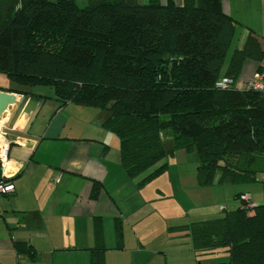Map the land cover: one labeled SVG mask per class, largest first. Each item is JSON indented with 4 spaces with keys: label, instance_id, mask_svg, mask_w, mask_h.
Wrapping results in <instances>:
<instances>
[{
    "label": "trees",
    "instance_id": "1",
    "mask_svg": "<svg viewBox=\"0 0 264 264\" xmlns=\"http://www.w3.org/2000/svg\"><path fill=\"white\" fill-rule=\"evenodd\" d=\"M235 25L222 0H89L85 7L76 0H0V71L21 85L52 88L62 102L104 110L103 125L118 135L131 177L185 149L198 154L200 186L215 185L218 176V183L258 182L264 93L216 86L223 76L237 81L247 60L264 58L252 33L225 65ZM221 210L186 225L194 247L226 248L228 259L212 264H264V202L253 215L242 200ZM100 257L96 251L95 264Z\"/></svg>",
    "mask_w": 264,
    "mask_h": 264
},
{
    "label": "crops",
    "instance_id": "2",
    "mask_svg": "<svg viewBox=\"0 0 264 264\" xmlns=\"http://www.w3.org/2000/svg\"><path fill=\"white\" fill-rule=\"evenodd\" d=\"M222 3L236 20L228 55L239 33L243 44L256 34L264 49V0ZM257 72L264 73V58L260 63L247 60L237 84ZM8 88L0 90L17 94L22 103L0 122L10 131L5 130L16 174L15 192L0 196V264H95L96 251L101 254L99 264L217 262L209 257L213 252L194 247L186 230L193 221L217 217L204 215L202 204H195L192 191L200 186L196 174L188 177L190 192L175 202L181 215H170L165 191L153 184L154 178L141 184L139 176L131 177L123 167L121 153L112 155L114 137L103 125L104 110L62 102L46 86L21 92ZM185 181L182 178V184Z\"/></svg>",
    "mask_w": 264,
    "mask_h": 264
},
{
    "label": "rangeland",
    "instance_id": "3",
    "mask_svg": "<svg viewBox=\"0 0 264 264\" xmlns=\"http://www.w3.org/2000/svg\"><path fill=\"white\" fill-rule=\"evenodd\" d=\"M142 2H147V0H140ZM78 6L85 7L88 5L89 0H76ZM240 33L238 34V44L236 46V43L232 45V48L230 50V53L228 55V62L230 60V57L233 53V50H235L236 47H243L245 44H243L242 41H240ZM240 41V42H239ZM242 42V43H241ZM0 87L8 88V87H16L21 89H27V88H33L32 86H26L21 85L18 83H15L11 80L9 75L6 72L0 71ZM49 88V87H47ZM4 119V116L0 118V122H2ZM4 124V121H3ZM1 123L0 127V140H3L4 138L2 135V126ZM6 130V129H4ZM7 132H10L8 129ZM112 132V131H111ZM114 137L113 140V150L112 155L119 156L120 155V139L118 135L114 132L111 133ZM169 147H173V144L170 143ZM115 153V154H114ZM111 155V156H112ZM197 160H198V154L196 152L189 153L185 149H177L172 155H170L169 158L163 159L159 161L157 164H155L153 167L139 175L140 179H143L146 175H148L151 171H153L158 166L162 165L165 162H169L167 165V170L161 175H158L156 178H154V183L158 185V188H162L165 191V194H163L164 198V206L168 207V210H170L172 213L170 215L174 216H180L182 211L180 210V207L175 203L179 201V197H181L184 193L190 192L191 185L189 184L190 180H188V177L190 175L196 174L197 177ZM183 170L185 175L181 177L180 171ZM186 178L185 184H182V178ZM219 176L217 177L216 184L209 187H200L197 186L192 193V197L197 200L195 202L196 206H201V212L204 215H207L206 213H210L209 217L213 216H220L225 211L219 210L222 205H225L227 210H233L240 206V203L238 202V199H236V195L239 192H250L252 195V201L254 203L256 202H264V174H260V181L258 182H248V183H230V182H221L218 183ZM185 180V179H184ZM151 181L144 183L145 185L150 184ZM191 183V182H190ZM188 192V193H189ZM179 195V196H178ZM241 201V200H240ZM167 211V210H166ZM200 211V210H199ZM206 217V216H202ZM208 217V216H207ZM176 221V220H175ZM227 255V258L229 257V252L226 248H218L213 251V253L209 254V257H212L213 261H223L224 257Z\"/></svg>",
    "mask_w": 264,
    "mask_h": 264
},
{
    "label": "built area",
    "instance_id": "4",
    "mask_svg": "<svg viewBox=\"0 0 264 264\" xmlns=\"http://www.w3.org/2000/svg\"><path fill=\"white\" fill-rule=\"evenodd\" d=\"M233 85L241 89L257 90L264 93V73L257 72L249 80L239 84L231 76H223L216 82V86L222 89L229 88ZM6 135L7 132L2 130L1 136L4 139L0 140V196L11 194L16 190V185L13 181L16 174L14 173V166L9 155L10 142L6 139ZM240 199L244 202L249 214L253 215V209L256 204L252 201V195L249 192H245L240 196ZM221 208L223 209V207Z\"/></svg>",
    "mask_w": 264,
    "mask_h": 264
},
{
    "label": "water",
    "instance_id": "5",
    "mask_svg": "<svg viewBox=\"0 0 264 264\" xmlns=\"http://www.w3.org/2000/svg\"><path fill=\"white\" fill-rule=\"evenodd\" d=\"M22 100L17 98V94L9 91L0 90V118H2L6 112L11 111V107H19Z\"/></svg>",
    "mask_w": 264,
    "mask_h": 264
}]
</instances>
